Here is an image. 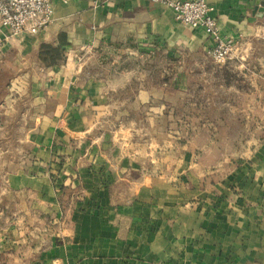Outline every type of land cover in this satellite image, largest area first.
<instances>
[{
  "label": "crops",
  "instance_id": "0c3cea01",
  "mask_svg": "<svg viewBox=\"0 0 264 264\" xmlns=\"http://www.w3.org/2000/svg\"><path fill=\"white\" fill-rule=\"evenodd\" d=\"M206 1L240 43L223 65L150 0H55L39 34L0 33L10 116L30 101L0 264H264L263 0Z\"/></svg>",
  "mask_w": 264,
  "mask_h": 264
},
{
  "label": "built area",
  "instance_id": "2783aa9c",
  "mask_svg": "<svg viewBox=\"0 0 264 264\" xmlns=\"http://www.w3.org/2000/svg\"><path fill=\"white\" fill-rule=\"evenodd\" d=\"M169 7L177 23L202 30L212 41L208 52L218 65L231 60L240 43L235 38L221 37L213 8L206 0H150ZM55 0H0V33L10 37L34 36L53 20Z\"/></svg>",
  "mask_w": 264,
  "mask_h": 264
},
{
  "label": "rangeland",
  "instance_id": "374dc122",
  "mask_svg": "<svg viewBox=\"0 0 264 264\" xmlns=\"http://www.w3.org/2000/svg\"><path fill=\"white\" fill-rule=\"evenodd\" d=\"M9 38H22V37H10ZM6 41V39H5ZM264 51V47H260ZM46 57L50 59V55L47 53ZM82 59V58H80ZM51 60V59H50ZM139 59H137L138 61ZM142 60V61H141ZM141 62H135L140 67L147 64L150 58H143ZM150 63V62H149ZM13 61H8L7 66L0 65V112L7 110L9 115H0V172L6 168L13 167L12 163L16 162L18 157H21L25 151V147H22V143L19 140H22L24 134L18 133V126L21 123L22 112L25 109H28L30 106V101L22 100L18 101L16 106L11 105L17 110V116L11 114V107L8 108V104L5 103L4 98L7 94H10L13 89L11 87V82L16 75L15 70L11 68ZM153 77H159L160 70L152 65ZM157 87V86H156ZM22 97V96H21ZM23 98V97H22ZM2 110V111H1ZM24 150V151H23ZM3 162H5L3 164ZM15 164V163H14Z\"/></svg>",
  "mask_w": 264,
  "mask_h": 264
},
{
  "label": "trees",
  "instance_id": "16d2710c",
  "mask_svg": "<svg viewBox=\"0 0 264 264\" xmlns=\"http://www.w3.org/2000/svg\"><path fill=\"white\" fill-rule=\"evenodd\" d=\"M49 54L50 55V59H52V58H54L55 56H56V52H55V50L54 49H52L51 47H49V46H42L41 47V57H43V58H47L46 57V54Z\"/></svg>",
  "mask_w": 264,
  "mask_h": 264
},
{
  "label": "water",
  "instance_id": "95a60500",
  "mask_svg": "<svg viewBox=\"0 0 264 264\" xmlns=\"http://www.w3.org/2000/svg\"><path fill=\"white\" fill-rule=\"evenodd\" d=\"M260 6L262 7V9H264V0H263V2L260 4Z\"/></svg>",
  "mask_w": 264,
  "mask_h": 264
}]
</instances>
